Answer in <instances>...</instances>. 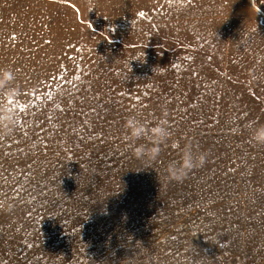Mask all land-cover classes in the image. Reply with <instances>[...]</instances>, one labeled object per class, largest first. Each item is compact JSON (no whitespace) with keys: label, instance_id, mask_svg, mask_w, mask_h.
Returning <instances> with one entry per match:
<instances>
[{"label":"rangeland","instance_id":"rangeland-1","mask_svg":"<svg viewBox=\"0 0 264 264\" xmlns=\"http://www.w3.org/2000/svg\"><path fill=\"white\" fill-rule=\"evenodd\" d=\"M0 70V264H264V0H0Z\"/></svg>","mask_w":264,"mask_h":264},{"label":"clouds","instance_id":"clouds-1","mask_svg":"<svg viewBox=\"0 0 264 264\" xmlns=\"http://www.w3.org/2000/svg\"><path fill=\"white\" fill-rule=\"evenodd\" d=\"M14 75L9 70H0V87L6 86ZM12 94V90L10 93ZM11 123V119L7 118ZM125 136L130 142L133 155L137 159H148L153 162L160 156L163 147L168 143L171 132L164 121L155 122L149 126V122L141 121L135 117H129L125 122ZM251 139L256 144L264 145V125L254 127L251 130ZM144 140L145 143L137 144L136 141ZM173 148L178 147L172 144ZM206 163V155L195 153L191 147L186 146L178 160L172 161L165 169V175L169 181H182L191 171L203 167ZM131 260V258L127 259Z\"/></svg>","mask_w":264,"mask_h":264}]
</instances>
